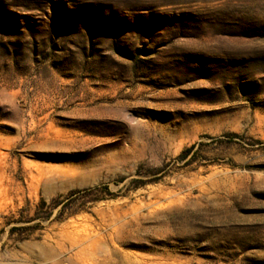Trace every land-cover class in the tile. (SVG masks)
<instances>
[{
    "label": "rangeland",
    "instance_id": "1",
    "mask_svg": "<svg viewBox=\"0 0 264 264\" xmlns=\"http://www.w3.org/2000/svg\"><path fill=\"white\" fill-rule=\"evenodd\" d=\"M0 264H264V0H0Z\"/></svg>",
    "mask_w": 264,
    "mask_h": 264
},
{
    "label": "trees",
    "instance_id": "2",
    "mask_svg": "<svg viewBox=\"0 0 264 264\" xmlns=\"http://www.w3.org/2000/svg\"><path fill=\"white\" fill-rule=\"evenodd\" d=\"M197 146H198V142H195V143H193V144H191V145H189V146H187L184 150H182V152L177 156V160H185L191 153H193L192 154V156H191V158L188 160V164H190V163H192L193 161H195L196 160V156H195V154L198 152V148H197ZM197 148V149H196ZM167 166H169V162L168 163H166V164H164L163 166H161V167H158L157 169H155L156 170V172H155V174L156 173H160V175H164L165 173H166V169H167ZM150 173H152V172H149V174H145V175H151ZM154 175V174H153ZM155 177H160L159 175L158 176H155ZM152 179H155V178H148L147 180H145V182L144 183H146V182H149V181H152ZM91 190H93V189H87L86 191H91ZM46 204V201H42L41 202V205L43 206V205H45ZM41 205H39V206H41ZM55 206V204L54 205H52V207H54ZM51 207V208H52Z\"/></svg>",
    "mask_w": 264,
    "mask_h": 264
}]
</instances>
